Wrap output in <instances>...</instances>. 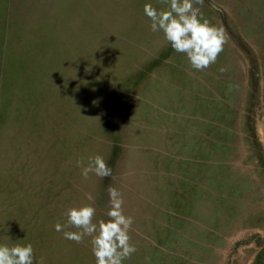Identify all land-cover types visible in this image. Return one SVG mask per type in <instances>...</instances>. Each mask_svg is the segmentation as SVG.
<instances>
[{
	"label": "rangeland",
	"instance_id": "374dc122",
	"mask_svg": "<svg viewBox=\"0 0 264 264\" xmlns=\"http://www.w3.org/2000/svg\"><path fill=\"white\" fill-rule=\"evenodd\" d=\"M146 3L167 7L0 0V244L34 262L96 264L54 225L87 203L106 221L109 186L134 219L123 264H252L264 245V0L194 4L228 37L199 71ZM97 154L112 175L85 180Z\"/></svg>",
	"mask_w": 264,
	"mask_h": 264
},
{
	"label": "clouds",
	"instance_id": "9594fccd",
	"mask_svg": "<svg viewBox=\"0 0 264 264\" xmlns=\"http://www.w3.org/2000/svg\"><path fill=\"white\" fill-rule=\"evenodd\" d=\"M203 0H160L166 8L157 9L151 3L144 5L143 11L151 21L152 32H163L165 39L174 51L185 54L195 70H203L214 64L227 43V33L203 18L199 8ZM76 166L81 168V176L87 180L89 174L104 178L112 175L103 156L97 154L88 159L87 165L78 159ZM108 219L94 223L96 209L92 203L71 207L67 210L65 224L57 223L54 228L63 232L64 238L82 243L91 237L92 252L96 264H123V261L136 252L129 235L134 219L125 215L120 191L108 187ZM92 201L91 194L86 195ZM74 228L76 231L66 229ZM0 264H45L41 257L34 262V250L30 243L8 246L0 244Z\"/></svg>",
	"mask_w": 264,
	"mask_h": 264
},
{
	"label": "trees",
	"instance_id": "16d2710c",
	"mask_svg": "<svg viewBox=\"0 0 264 264\" xmlns=\"http://www.w3.org/2000/svg\"><path fill=\"white\" fill-rule=\"evenodd\" d=\"M264 258V245L256 252L252 264H261Z\"/></svg>",
	"mask_w": 264,
	"mask_h": 264
}]
</instances>
